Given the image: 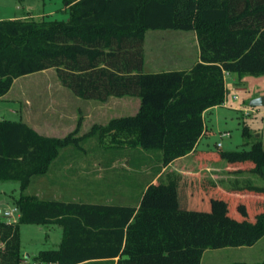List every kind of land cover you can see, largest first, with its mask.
I'll return each instance as SVG.
<instances>
[{"label":"trees","instance_id":"1","mask_svg":"<svg viewBox=\"0 0 264 264\" xmlns=\"http://www.w3.org/2000/svg\"><path fill=\"white\" fill-rule=\"evenodd\" d=\"M65 1L69 21L0 20V98L17 78L49 68L84 99L138 96V111L113 118L109 127L133 136L134 147L160 152L161 168L196 148L206 132L204 113L226 100V73L264 74V0ZM151 29L196 31L199 60L189 70L145 71ZM80 140L0 119V181L21 183L18 221L0 220V264H22L21 224L56 222L64 229L60 244L40 250L33 264H202L207 249L253 246L264 237V187L218 192L186 180L156 183L136 204L26 192ZM263 143L203 157L249 159L264 177Z\"/></svg>","mask_w":264,"mask_h":264},{"label":"rangeland","instance_id":"2","mask_svg":"<svg viewBox=\"0 0 264 264\" xmlns=\"http://www.w3.org/2000/svg\"><path fill=\"white\" fill-rule=\"evenodd\" d=\"M23 16L69 21L71 12L65 0H0V20ZM197 36L196 31L148 30L145 71L191 66L199 57ZM233 78L239 79L238 85H233ZM225 82L230 90L236 88L246 102L264 97V74H246L240 78L229 73ZM140 102L138 96H112L107 102L81 98L62 84L55 68L17 78L9 94L0 98V119L27 121L40 133L50 136L82 137L79 143L70 144L63 150L46 174L34 177L26 192L42 199L136 204L152 183L186 180L194 186H206L218 192L264 187V177L255 171V163L249 159L231 163L217 155L205 159L214 162L211 164L202 163L192 155L168 168H161L160 152L134 147L133 136L126 137L119 129L109 127L113 118L134 114ZM204 119L209 129L201 146L214 148L212 151L249 152L251 144L261 140L250 127L248 144L243 135L246 121L256 123L257 128L261 126L259 116L235 111L229 104L208 109ZM225 131L229 135L225 136ZM219 142L221 148L217 146ZM212 165L215 166L213 169L208 168ZM20 193V182L0 181V220L19 219L18 214L7 217L4 213L15 206L14 200ZM233 204L234 201L231 202L232 212L235 210ZM63 233V226L56 222L21 224L22 264H33L32 258L40 250L57 247ZM262 261L264 237L253 246L207 249L202 256V264Z\"/></svg>","mask_w":264,"mask_h":264},{"label":"crops","instance_id":"3","mask_svg":"<svg viewBox=\"0 0 264 264\" xmlns=\"http://www.w3.org/2000/svg\"><path fill=\"white\" fill-rule=\"evenodd\" d=\"M22 18H24V16L22 17ZM184 32H187V31H184ZM189 32V31H188ZM198 37V36H197ZM145 42H146V40H145ZM198 44H199V54H198V58H197V60H196V62L199 60V58H200V43H199V39H198ZM144 49H145V46H144ZM195 62V63H196ZM194 64V63H193ZM193 64L191 65V66H189V67H185V68H170V69H166V70H162V71H169V70H189L192 66H193ZM145 70H146V58H145ZM153 72H157L156 70H154ZM232 74V73H231ZM226 77H227V75H226ZM233 81H232V83H233V85H235V84H237L238 85V80L239 79H236V78H233L232 79ZM241 81H244V79L243 80H241ZM227 87V86H226ZM227 90H228V96H227V98H226V102H224L225 103V105H228L229 104V106L232 108V109H234L235 111H238V112H243L244 114H246V113H248V114H253V115H255V116H259V118L261 119V121H262V123H261V126L259 127V128H257L258 127V125L256 124V123H254V122H251V124L250 123H248L247 121H246V124H245V126H247V127H250V130H251V132H253V134H255V137H259V138H261V130H262V127H263V117H262V113H260L259 111H256L255 112V110H263V108L262 107H253V106H251L250 105V102H246L245 100H243L242 99V97L238 94V92H236V88H233L232 90H230L229 89V87H227ZM11 91V90H10ZM9 91V92H10ZM9 92L7 93V94H9ZM232 92H234L233 94H232ZM7 94H5V95H7ZM4 95V96H5ZM235 96H238V98H236ZM259 97V96H258ZM88 100V99H87ZM94 100V99H93ZM109 100V99H108ZM108 100H106V101H103V102H107ZM141 103V102H140ZM139 107H140V105H139ZM217 107H219V105L218 106H215V107H213V109H215V108H217ZM139 109V108H138ZM138 111V110H137ZM136 111V112H137ZM135 112V113H136ZM134 113V114H135ZM24 122H26V123H28L29 124V122H27V121H24ZM30 125V124H29ZM30 126H32V125H30ZM33 128H35L34 126H32ZM257 128V129H256ZM36 129V128H35ZM208 129H209V127H208V125L206 126V132L204 133V135H207V133H208ZM37 130V129H36ZM224 133H228V135H229V132L228 131H225ZM223 133V134H224ZM46 135V134H45ZM204 135L201 137V139H200V141L198 142V144H197V146H196V148L191 152V153H189L188 155H186V156H184V157H181L180 159H178V160H175V161H173L172 163H170V164H168V165H166V168H168L169 166H172V164L173 163H176L177 161H179V160H183V159H186V158H189L190 156H192V155H194V158L195 159H197V160H200V161H202V163L205 161V159L206 158H204L203 156H205L206 154H207V152H209V151H212V149H214V148H206V147H202L201 146V140H202V138L204 137ZM227 136V135H226ZM219 143H221V142H219ZM219 143H217V146L219 147V148H221L222 147V143H221V145H219ZM246 143V142H245ZM205 162H208V163H211V164H214V162H211V161H205ZM163 167H165V166H163ZM215 166L214 165H212V166H208V168H214ZM185 171H188V170H185ZM152 184H155V183H152ZM75 201H77V200H75ZM88 202V201H87ZM128 204H132V203H128ZM15 205V204H14ZM2 220V219H1ZM16 220H18V219H16Z\"/></svg>","mask_w":264,"mask_h":264},{"label":"built area","instance_id":"4","mask_svg":"<svg viewBox=\"0 0 264 264\" xmlns=\"http://www.w3.org/2000/svg\"><path fill=\"white\" fill-rule=\"evenodd\" d=\"M229 73H226V75H228ZM227 96H228V91H227ZM236 98H238V96H235ZM227 98V97H226ZM226 102V100L224 101ZM256 111H259L260 113H262V117H263V127H262V130H261V138L263 139L264 141V109L263 110H255ZM224 135H228V133H224ZM219 145H221V143H219ZM5 216L7 217H14L16 214H18V217H20L21 215V212H20V208L15 204V206L9 210H6L5 211ZM9 221H17L15 218H13V220H9Z\"/></svg>","mask_w":264,"mask_h":264},{"label":"water","instance_id":"5","mask_svg":"<svg viewBox=\"0 0 264 264\" xmlns=\"http://www.w3.org/2000/svg\"><path fill=\"white\" fill-rule=\"evenodd\" d=\"M250 105L253 107H264V97H257L254 98L251 102Z\"/></svg>","mask_w":264,"mask_h":264}]
</instances>
